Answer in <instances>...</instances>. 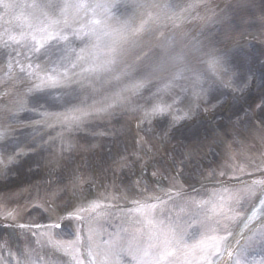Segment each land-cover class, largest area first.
<instances>
[{
    "label": "rangeland",
    "instance_id": "rangeland-1",
    "mask_svg": "<svg viewBox=\"0 0 264 264\" xmlns=\"http://www.w3.org/2000/svg\"><path fill=\"white\" fill-rule=\"evenodd\" d=\"M6 1L0 0V51L8 37L5 30L18 36L10 18L12 3ZM165 7L173 11L175 6ZM218 9L207 21L192 20L173 31L147 33L148 43L146 36L134 52L123 49L116 56L114 71L93 77L83 89L50 87L21 73L19 64L12 63L18 71L3 62L43 67L44 59L0 56V205L6 203L12 214V222L0 220L2 261L6 263L5 257L13 254L14 261L21 262L31 252L37 264H64L46 260L44 248L40 252L35 246L37 237L20 225L54 219L61 208L76 213L91 200H101L112 214L121 213L104 221L106 234L132 230L137 234L140 227L132 208L155 201L164 207L153 219L173 231H185V244L226 237L221 246L231 245L235 252L244 246L241 259L246 264L264 261V206L260 203L264 186L259 197L237 190L241 179L264 178L259 157L264 153V0H233ZM247 11L255 15L247 18ZM126 21L121 16L113 24ZM23 23L20 19L18 29ZM73 28H79V23ZM65 34L77 49L83 46L72 29ZM210 54L225 62L226 72L210 71ZM197 78L202 81L199 88L212 91L201 92ZM169 82L174 86L165 88ZM141 83L144 86L137 88ZM253 86L255 96L250 91ZM73 88L78 95L72 104L55 107ZM225 101L231 106L219 114ZM156 104L171 105L168 114L146 117ZM74 108L86 109L89 115L80 116ZM62 112L65 115H59ZM73 115L80 119L69 127L65 117ZM177 116L185 119L173 126ZM233 155L236 160H231ZM213 206L214 213L209 208ZM253 210L257 218L249 223ZM88 237L82 240V260H89ZM103 237L109 238L103 235L99 240L104 241ZM237 240L244 243L239 246ZM121 257L122 264H128ZM214 259L217 262L218 256ZM227 262L235 264V255ZM219 264L225 263L220 259Z\"/></svg>",
    "mask_w": 264,
    "mask_h": 264
},
{
    "label": "snow or ice",
    "instance_id": "snow-or-ice-1",
    "mask_svg": "<svg viewBox=\"0 0 264 264\" xmlns=\"http://www.w3.org/2000/svg\"><path fill=\"white\" fill-rule=\"evenodd\" d=\"M12 2L21 9L31 11L30 14H21L19 19H22L24 23L18 29V36L10 35L5 30L8 39L3 43V51H0V56L15 58L24 55L26 59L35 57L36 60H46L47 65L42 67L39 63H35V67H33V63H29L24 66L17 60H10L9 67L15 62L20 65L21 73H26L30 78L35 76L41 80V83H46L48 86L57 89L71 85H78L79 88L83 89L93 77L110 74L114 71L117 50L108 39L112 33L109 31L107 18L101 19L100 15L104 13L110 16L112 3H109L108 0H31V3L26 2V0H12ZM8 6L5 5L6 8ZM80 13L88 18L84 20L80 17ZM89 13H91V16H88ZM77 23H79V28H73V25ZM126 27V25H122L121 29ZM68 29H72L76 39L81 40L83 46L77 49L69 41L68 36L65 34ZM9 38L11 44L15 45L14 48L10 46ZM21 48L24 49L23 53ZM207 63L208 68L214 74L227 71L225 62L215 54H210ZM41 72L44 73L43 76L40 75ZM200 83L202 81L197 78L195 84L201 92L212 91L211 89L199 88ZM143 86L142 83L136 85L137 88ZM173 86L169 82L165 85V88ZM77 95L76 89L73 88L71 92L65 93L63 103L65 105L72 104ZM37 103H39V100H37ZM170 108L171 105L156 104L145 115L149 118L165 116ZM104 110L101 109L100 111ZM73 112L80 113V116L89 115V112L82 108H74ZM80 116L65 117V121L71 127V124L78 121ZM183 119H185L184 116L174 117L172 125H178ZM254 183L264 182L256 181ZM260 203L264 206V200H261ZM99 207V204H94L92 210L95 211ZM155 207L156 205H141L135 210L145 217V221L149 226L146 243H142L140 237L132 234L127 239L109 240L103 248L100 245H95L93 248L91 247V233L94 230L89 226L90 235L88 240L90 244L88 255L94 261V264H122L120 260L122 254L130 256L134 264H216L214 257L221 254V245L226 237L202 238L195 245L189 246L184 243V237L187 234L185 231L176 232L173 231L171 226L165 227L154 222L151 211ZM74 218L77 220L83 219L79 215ZM256 218V211L253 210L252 215L248 217V222L250 223ZM71 219L73 217H69V220ZM49 227L59 229L62 225L55 223ZM244 227L248 228V223ZM79 231L81 229L78 228L77 232L79 233ZM79 241L80 237L77 235L75 241L61 240L54 242V247L71 253L78 251L76 245ZM261 242H264V230H262ZM235 243L239 244V240ZM226 251L229 257L235 255V264H246L241 259L244 246L240 248L239 252H234V249L229 245ZM192 253L197 254V260L189 258ZM25 256L26 258L20 264H37L32 259L31 252H26ZM77 264H84V262L82 259L77 258ZM250 264H255V262H250ZM261 264H264V261H261Z\"/></svg>",
    "mask_w": 264,
    "mask_h": 264
}]
</instances>
